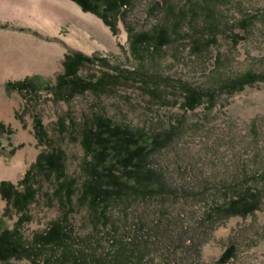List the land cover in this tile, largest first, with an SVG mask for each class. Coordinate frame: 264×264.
Masks as SVG:
<instances>
[{"label": "rangeland", "instance_id": "374dc122", "mask_svg": "<svg viewBox=\"0 0 264 264\" xmlns=\"http://www.w3.org/2000/svg\"><path fill=\"white\" fill-rule=\"evenodd\" d=\"M28 1L41 10L49 3L52 10L42 19L32 13H0V163H20L15 174L4 172L0 183L23 190L38 155L59 149L66 157V177L76 181V193L64 208L54 196L55 177L33 173L37 194L28 207L30 218L20 225L24 241L31 244L64 217L75 249L111 264L123 241L129 242L125 264H264V80L236 92L223 89L213 104L205 99L194 110L183 108L182 87L185 83L208 91L248 72L264 75V0H132L114 22L85 11L74 0ZM158 25L170 29L171 41L158 51L135 54L131 34ZM71 52L93 58L78 71L88 81L99 82L103 73L117 67L131 70L135 78L65 100L54 87ZM33 75L46 81L37 96L6 87ZM94 114L151 137L175 132L149 156L150 165L166 175L168 190L110 200L108 222L80 200L86 151L79 131ZM36 117L48 133L46 143L36 132ZM248 188L260 197L253 213L228 219L207 216ZM20 215L0 192V218L9 230ZM230 248L232 259L221 262ZM60 253L45 248L34 258L44 264ZM31 260L9 257L0 264Z\"/></svg>", "mask_w": 264, "mask_h": 264}, {"label": "trees", "instance_id": "16d2710c", "mask_svg": "<svg viewBox=\"0 0 264 264\" xmlns=\"http://www.w3.org/2000/svg\"><path fill=\"white\" fill-rule=\"evenodd\" d=\"M74 1L85 11L94 12L108 22L110 21L109 18H113L114 22L116 16L121 15V9L127 7L132 0ZM110 26L115 29L114 24H110ZM173 32L176 33V30ZM171 37V31L167 26L158 25L154 30H143L138 34L132 33L131 48L138 55L141 54V51H145V53L148 50L153 52L154 49L158 51L171 41ZM92 61V57L81 52L69 53L64 64L65 72L59 75L56 80L55 93L64 97L65 100H70L77 93L89 89L99 91L105 89L111 82L117 84L122 78L125 79L134 75L131 70L117 67L111 74L103 73L104 75L99 82H91L82 78L78 71L83 65ZM257 80H264V75L248 72L240 78L227 79L220 88L208 91L196 89L183 83L182 87L186 93L185 107L183 106V108L194 110L205 99L210 100V103L213 104L216 95L223 89L228 88L230 91L236 92ZM45 84L46 81L42 77L33 75L23 80L10 81L6 83V87L9 91H24L37 96ZM152 92L156 94L155 90ZM34 122L40 141L46 143L48 133L41 119L36 117ZM79 132L86 151L83 166L86 178L82 184L80 200L81 203L87 204L103 216L104 222L109 221L107 210L110 200H130L149 195L154 196L168 190L169 184L166 175L150 165L149 156L168 144L173 139L175 132L169 129L164 134L158 133L151 137L144 131L115 124L112 119L102 114H94L91 119L85 120L80 125ZM65 160L66 157L62 150H43L38 155L36 163L26 173L23 190H18L13 183L8 181L0 183L2 197L11 205L16 214H21L16 225L10 230L7 221L0 218V224L3 225L0 226V261H5L9 257L27 256L32 259V264H40L34 255L38 256V252L40 253L45 248H51L52 250H61V253L53 256V258L48 257L44 264H62L68 261L71 264H104V261L106 264H111L108 260L97 256L89 257L87 253L84 254L75 249L72 232L68 231L64 224V217L54 221L46 231L38 234L31 244L23 239L20 225L30 218L28 207L37 194L36 184L34 185V179L31 178L33 173L40 172L51 179L55 177L56 193L54 196L60 200L64 208L71 203L72 196L76 193V181L66 177ZM230 188L233 189L234 185ZM226 196H228L227 193ZM259 204L260 197L257 191L254 192L250 188L243 192L239 190L234 198L229 196L223 204L214 206L207 216L214 219L220 216L225 219L238 215L246 216L257 210ZM128 246V241L120 243L121 248L115 254L114 264H125L128 261ZM233 255L234 251L230 248L224 252L221 262L230 261Z\"/></svg>", "mask_w": 264, "mask_h": 264}, {"label": "bare ground", "instance_id": "6f19581e", "mask_svg": "<svg viewBox=\"0 0 264 264\" xmlns=\"http://www.w3.org/2000/svg\"><path fill=\"white\" fill-rule=\"evenodd\" d=\"M52 10L49 6V3H46L44 6V10L37 9L35 6H32L30 1L28 0H0V13H6L8 15H28L30 13L35 14V18H43L44 13L50 12ZM78 13H81L80 8H76ZM20 163L17 164L12 163L9 167L5 165L4 162L0 163V177L3 176L4 172H10L15 174L19 168Z\"/></svg>", "mask_w": 264, "mask_h": 264}]
</instances>
